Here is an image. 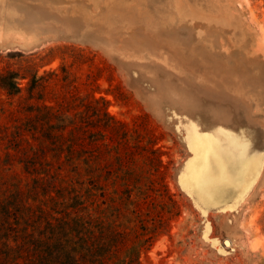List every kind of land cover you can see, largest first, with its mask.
Returning <instances> with one entry per match:
<instances>
[{"label":"rangeland","instance_id":"1","mask_svg":"<svg viewBox=\"0 0 264 264\" xmlns=\"http://www.w3.org/2000/svg\"><path fill=\"white\" fill-rule=\"evenodd\" d=\"M43 106L76 113L119 207L132 177L129 210L153 232L138 264H264V0H0V139ZM6 145L0 264H33L50 235L3 228L30 196Z\"/></svg>","mask_w":264,"mask_h":264},{"label":"trees","instance_id":"2","mask_svg":"<svg viewBox=\"0 0 264 264\" xmlns=\"http://www.w3.org/2000/svg\"><path fill=\"white\" fill-rule=\"evenodd\" d=\"M24 111L28 114L24 117L25 123L10 137L5 132L0 141L7 144L4 150L8 169L20 166L18 175L14 173L17 187L30 196L23 198L24 193L21 194L17 209L6 207L3 228L16 235L20 225L33 222L35 231L45 228L46 233L48 230L50 243L46 245L44 235L42 240H36L42 246H39L40 258L33 264H138L139 253L151 246L153 232L146 219L141 216L140 220L134 209L129 210L133 207L132 177L123 175L122 186L127 194L124 201L129 202L119 207L110 194L111 185L114 187L112 176L104 182L102 172H98L101 162L94 154L96 149L85 148L83 141L75 138L76 113L70 115L48 106ZM39 114L47 126L41 144L35 138L37 123L34 120ZM66 129L65 141L54 143L53 134L62 138ZM97 143L98 136L91 144L96 148ZM107 172L110 174L111 170ZM26 199L35 207L28 205ZM43 202L55 203L60 208L51 214L53 208L44 211ZM38 213L43 215L42 219L37 217ZM131 214L134 217L128 219L127 215ZM134 222L140 226L132 225ZM9 260L7 256L2 264H9Z\"/></svg>","mask_w":264,"mask_h":264},{"label":"snow or ice","instance_id":"3","mask_svg":"<svg viewBox=\"0 0 264 264\" xmlns=\"http://www.w3.org/2000/svg\"><path fill=\"white\" fill-rule=\"evenodd\" d=\"M243 147H244V148H247V144H246V143H245V144H243Z\"/></svg>","mask_w":264,"mask_h":264},{"label":"bare ground","instance_id":"4","mask_svg":"<svg viewBox=\"0 0 264 264\" xmlns=\"http://www.w3.org/2000/svg\"><path fill=\"white\" fill-rule=\"evenodd\" d=\"M205 27V26H204Z\"/></svg>","mask_w":264,"mask_h":264}]
</instances>
